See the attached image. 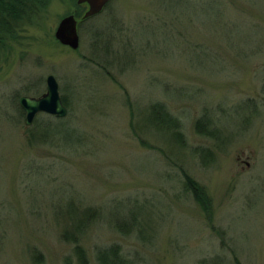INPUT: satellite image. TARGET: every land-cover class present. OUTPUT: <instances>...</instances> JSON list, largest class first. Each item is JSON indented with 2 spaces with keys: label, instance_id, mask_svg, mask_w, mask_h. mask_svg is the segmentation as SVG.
<instances>
[{
  "label": "rangeland",
  "instance_id": "rangeland-1",
  "mask_svg": "<svg viewBox=\"0 0 264 264\" xmlns=\"http://www.w3.org/2000/svg\"><path fill=\"white\" fill-rule=\"evenodd\" d=\"M76 3L51 0L0 45V264H77L72 208L95 214L89 264L113 245L136 264H264V0H113L72 50L55 33ZM49 75L74 136L32 142L19 100Z\"/></svg>",
  "mask_w": 264,
  "mask_h": 264
},
{
  "label": "trees",
  "instance_id": "trees-1",
  "mask_svg": "<svg viewBox=\"0 0 264 264\" xmlns=\"http://www.w3.org/2000/svg\"><path fill=\"white\" fill-rule=\"evenodd\" d=\"M50 1L51 0H0V45L3 37L13 35L15 31L14 28H19L24 23H31V21L41 13L42 9L48 7ZM63 101L66 105L64 99ZM150 115L152 122L159 124V127L166 131L167 135L173 138L176 144L180 143L182 139L180 124L177 120L169 116L162 104L154 105ZM66 120L65 118L59 119L53 116L39 114L32 126H26V128L31 130L29 139L32 140V142L47 143L54 142L57 137L61 138L64 136L66 138H72L74 135L70 127L67 126ZM208 124L206 118L199 120L197 123L198 132L208 137H214L217 134L216 130H211ZM43 129L48 132H45L43 136H39V131ZM185 185L186 188L194 194L195 199L198 204L201 205L202 209H204L208 218L211 219V200L207 196L205 189L199 186L189 176H186ZM72 209L73 210L65 211V219H68V221L75 220L78 223H72L73 230L66 229L63 233V238L67 239V241L73 245V253L77 260V264H89L87 251L79 241L88 228L85 223L96 220L94 218L95 214L86 211L81 212L82 214H77L76 209ZM141 231L138 230V233L143 234V231ZM96 260L98 264H136L133 259L127 256L119 245L99 248L96 253Z\"/></svg>",
  "mask_w": 264,
  "mask_h": 264
},
{
  "label": "water",
  "instance_id": "water-1",
  "mask_svg": "<svg viewBox=\"0 0 264 264\" xmlns=\"http://www.w3.org/2000/svg\"><path fill=\"white\" fill-rule=\"evenodd\" d=\"M112 0H77L78 6H87L84 14L77 18L74 14L61 20L55 33V38L64 46L77 50L80 46L79 25L100 15ZM19 104L25 112V125H33L39 114H47L59 119L68 116V108L64 104L55 76L46 78V93L40 97L23 96Z\"/></svg>",
  "mask_w": 264,
  "mask_h": 264
}]
</instances>
